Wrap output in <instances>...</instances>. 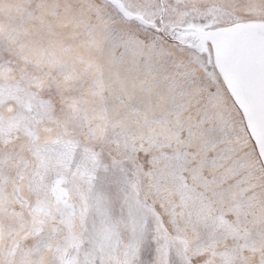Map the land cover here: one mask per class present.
<instances>
[{"label":"snow or ice","instance_id":"1","mask_svg":"<svg viewBox=\"0 0 264 264\" xmlns=\"http://www.w3.org/2000/svg\"><path fill=\"white\" fill-rule=\"evenodd\" d=\"M0 264H264V0H0Z\"/></svg>","mask_w":264,"mask_h":264}]
</instances>
